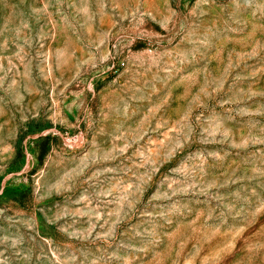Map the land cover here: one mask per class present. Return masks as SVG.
<instances>
[{
	"label": "rangeland",
	"instance_id": "374dc122",
	"mask_svg": "<svg viewBox=\"0 0 264 264\" xmlns=\"http://www.w3.org/2000/svg\"><path fill=\"white\" fill-rule=\"evenodd\" d=\"M0 264H264V0H0Z\"/></svg>",
	"mask_w": 264,
	"mask_h": 264
}]
</instances>
